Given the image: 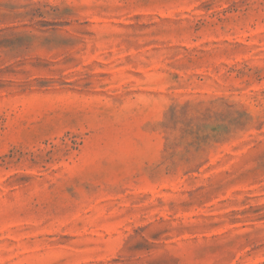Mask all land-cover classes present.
Returning <instances> with one entry per match:
<instances>
[{"label": "rangeland", "instance_id": "rangeland-1", "mask_svg": "<svg viewBox=\"0 0 264 264\" xmlns=\"http://www.w3.org/2000/svg\"><path fill=\"white\" fill-rule=\"evenodd\" d=\"M0 264H264V0H0Z\"/></svg>", "mask_w": 264, "mask_h": 264}]
</instances>
